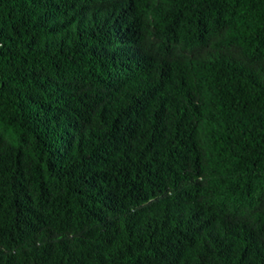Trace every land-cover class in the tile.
<instances>
[{"label":"trees","instance_id":"obj_1","mask_svg":"<svg viewBox=\"0 0 264 264\" xmlns=\"http://www.w3.org/2000/svg\"><path fill=\"white\" fill-rule=\"evenodd\" d=\"M0 264H264V0H0Z\"/></svg>","mask_w":264,"mask_h":264}]
</instances>
